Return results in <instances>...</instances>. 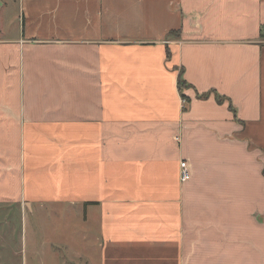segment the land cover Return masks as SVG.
Here are the masks:
<instances>
[{
	"label": "crops",
	"instance_id": "1",
	"mask_svg": "<svg viewBox=\"0 0 264 264\" xmlns=\"http://www.w3.org/2000/svg\"><path fill=\"white\" fill-rule=\"evenodd\" d=\"M9 1L0 204L80 211L95 264H264V0Z\"/></svg>",
	"mask_w": 264,
	"mask_h": 264
},
{
	"label": "rangeland",
	"instance_id": "2",
	"mask_svg": "<svg viewBox=\"0 0 264 264\" xmlns=\"http://www.w3.org/2000/svg\"><path fill=\"white\" fill-rule=\"evenodd\" d=\"M10 15H16L11 1L0 8V28ZM88 228L93 231L94 224L83 223L80 211L59 215L49 208L37 213L35 207L21 211L16 204H0V264H95Z\"/></svg>",
	"mask_w": 264,
	"mask_h": 264
},
{
	"label": "built area",
	"instance_id": "3",
	"mask_svg": "<svg viewBox=\"0 0 264 264\" xmlns=\"http://www.w3.org/2000/svg\"><path fill=\"white\" fill-rule=\"evenodd\" d=\"M176 141H179V136H174ZM190 176V170L188 164L185 160H182L179 164V179L181 182L188 180Z\"/></svg>",
	"mask_w": 264,
	"mask_h": 264
},
{
	"label": "trees",
	"instance_id": "4",
	"mask_svg": "<svg viewBox=\"0 0 264 264\" xmlns=\"http://www.w3.org/2000/svg\"><path fill=\"white\" fill-rule=\"evenodd\" d=\"M174 32H170V34H173ZM181 80L180 79H178V85L180 86L181 85ZM216 99H217V101H221V99H220V97L219 96H217L216 97Z\"/></svg>",
	"mask_w": 264,
	"mask_h": 264
}]
</instances>
